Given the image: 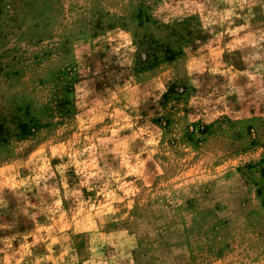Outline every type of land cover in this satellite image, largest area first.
<instances>
[{
    "label": "clouds",
    "instance_id": "9594fccd",
    "mask_svg": "<svg viewBox=\"0 0 264 264\" xmlns=\"http://www.w3.org/2000/svg\"><path fill=\"white\" fill-rule=\"evenodd\" d=\"M78 3L53 26L75 33L71 91L47 114L32 103L39 130L0 138V264H264L245 211L264 216V170L244 166L264 147L239 149L264 122V0ZM6 92L0 125L19 131L8 109L31 97Z\"/></svg>",
    "mask_w": 264,
    "mask_h": 264
},
{
    "label": "rangeland",
    "instance_id": "374dc122",
    "mask_svg": "<svg viewBox=\"0 0 264 264\" xmlns=\"http://www.w3.org/2000/svg\"><path fill=\"white\" fill-rule=\"evenodd\" d=\"M104 3L111 7L115 0H104ZM78 7H80L78 0H0V73H3L7 78L0 80V99H3L7 94L6 86L7 88L19 86L24 94L31 97L32 101L23 109V117L15 115L12 107H9L8 115L12 117L13 121L17 122L19 131L15 128L6 130L0 125V138L5 134L23 137L29 134V124L39 130V122L31 116L32 103L41 106V112L47 114L51 111L52 101L56 97L63 91H71L70 85L64 87L66 72L64 63L68 57H74L75 55L70 50L69 45V39L75 38V33L66 30L57 34L53 26L58 18L68 19ZM101 13L112 16L104 9H100L97 14ZM140 15H144L143 10L140 11ZM84 19V23L77 21V23H80V28L77 30L79 32L91 30L86 18ZM123 19H115V22L122 23ZM188 35H191V32ZM46 40L49 41L47 45L44 44ZM142 42L149 44V47L156 43L155 40H150L148 37H145ZM80 54L86 59L93 60V62L94 57L99 56L102 58L103 56L101 53H95L90 57L88 51H82ZM175 55L177 54L169 50L168 59H174ZM45 60L48 63H43ZM5 68L8 69L6 73L4 72ZM13 77L18 79L13 81ZM9 81H12V83H8ZM46 83L54 84L55 89L52 91V100L48 104H43L42 102L48 98L43 95L48 91L45 88ZM164 99L167 100L168 97L166 96ZM14 100L13 97V102ZM66 103H68L67 100L62 101L59 107L63 109ZM16 110L19 111V109ZM25 119L28 123L24 122ZM154 122L161 123L160 119H155ZM168 122L171 124V119ZM259 128L260 136L251 143L241 144L239 146L240 150L254 154L258 148L264 147V122L260 124ZM30 147H35V145ZM25 151H28V149ZM195 160L196 158H193V161L187 162L189 165V178L194 174ZM244 166L249 168L260 167L264 170V152L260 153L257 160L249 161ZM259 195L264 196V186L260 187ZM245 211L250 217H258V219L253 220L254 224L264 227V216L260 215L257 209L248 208ZM221 254L223 253L221 252Z\"/></svg>",
    "mask_w": 264,
    "mask_h": 264
}]
</instances>
